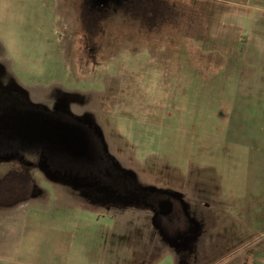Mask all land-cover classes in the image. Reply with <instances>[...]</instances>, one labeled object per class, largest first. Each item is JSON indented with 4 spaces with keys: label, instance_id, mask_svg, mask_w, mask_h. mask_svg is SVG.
<instances>
[{
    "label": "rangeland",
    "instance_id": "1",
    "mask_svg": "<svg viewBox=\"0 0 264 264\" xmlns=\"http://www.w3.org/2000/svg\"><path fill=\"white\" fill-rule=\"evenodd\" d=\"M165 1L177 30L156 39L81 25L78 0H0V66L35 102L72 101L147 185L193 199L195 237L142 257L132 225L35 171L0 180V264H264V0Z\"/></svg>",
    "mask_w": 264,
    "mask_h": 264
},
{
    "label": "flooded vegetation",
    "instance_id": "2",
    "mask_svg": "<svg viewBox=\"0 0 264 264\" xmlns=\"http://www.w3.org/2000/svg\"><path fill=\"white\" fill-rule=\"evenodd\" d=\"M77 5L80 24L97 30L104 31L106 25L117 19L136 31L140 29L141 35H153L156 39L165 27L169 26L172 33L177 30V9L165 0H78ZM70 102L58 96L50 107L35 102L30 91L17 84L5 66H0V120L39 113L75 127L78 141L83 134L89 143L83 154L72 156L54 152L2 127L0 166L5 167L0 168V180H36L33 173L39 171L47 174L43 180L73 187L75 193L88 197L99 211L123 225L127 233L132 225L133 240L142 257L192 240L198 225L190 217L187 205H194L193 199L170 188L147 185L125 168L111 153L103 131L87 114L72 111ZM33 188L35 198L41 190L36 184ZM205 207L210 209L211 204Z\"/></svg>",
    "mask_w": 264,
    "mask_h": 264
},
{
    "label": "water",
    "instance_id": "3",
    "mask_svg": "<svg viewBox=\"0 0 264 264\" xmlns=\"http://www.w3.org/2000/svg\"><path fill=\"white\" fill-rule=\"evenodd\" d=\"M0 125V128L17 132L33 143L46 145L54 152L77 156L89 147L83 134H80V142L78 141V136L74 134L75 127L39 113H30L25 118L1 119Z\"/></svg>",
    "mask_w": 264,
    "mask_h": 264
}]
</instances>
